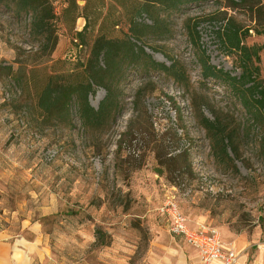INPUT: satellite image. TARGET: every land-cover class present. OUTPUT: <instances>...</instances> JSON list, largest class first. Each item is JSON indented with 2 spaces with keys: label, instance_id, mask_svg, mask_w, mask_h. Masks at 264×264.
<instances>
[{
  "label": "rangeland",
  "instance_id": "374dc122",
  "mask_svg": "<svg viewBox=\"0 0 264 264\" xmlns=\"http://www.w3.org/2000/svg\"><path fill=\"white\" fill-rule=\"evenodd\" d=\"M224 2L189 4L164 17L166 36L148 34L138 42L156 61L176 63L188 85L161 72L128 70L119 84L120 110L101 131L83 129L74 109L68 117L45 120L35 107L38 80L43 84L44 74L84 62L90 36L77 46L73 31L58 23L48 56L30 39L28 18H14L0 6V240L29 253L31 264H176L178 257L194 264L192 250L157 212L164 197L172 196L189 225L210 224L225 243L244 236L242 253L254 264L264 253V162L251 144L243 149V161L234 162L236 169L214 161L198 110L210 116L211 110L227 106L237 112L238 106L223 87L203 82L185 27L197 19L198 44L210 63L237 74L232 57L220 52L215 22L204 20L226 10ZM54 6L58 13L61 3ZM226 11L252 25L246 12ZM139 20L150 24L145 16ZM83 24L79 18L75 30ZM246 43L264 46V35L250 32ZM259 55L264 80V48ZM7 65H21L28 78L11 105L5 100L17 95L5 85ZM94 90L89 102L97 107L104 91ZM182 151L186 162L169 159ZM96 229L106 245L96 244Z\"/></svg>",
  "mask_w": 264,
  "mask_h": 264
},
{
  "label": "trees",
  "instance_id": "16d2710c",
  "mask_svg": "<svg viewBox=\"0 0 264 264\" xmlns=\"http://www.w3.org/2000/svg\"><path fill=\"white\" fill-rule=\"evenodd\" d=\"M78 1L0 0V6L9 10L14 18H28L30 39L37 42L48 56L56 46L58 23L69 32L73 31L77 46L86 45V38L90 36L88 56L84 62L60 72L44 74L43 84L38 80L35 107L43 119L65 118L74 109L83 129L101 131L111 124L120 110L119 84L128 70L142 73L157 71L175 82L188 85L176 63L167 65L156 61L138 42L148 34L155 38L166 36L169 28L165 16L189 4L206 0H81L82 6L78 5ZM57 2L61 3L58 13L54 6ZM221 8L233 13L242 10L252 23L242 25L226 10L209 14L204 19L215 22L213 30L220 42V52L232 57L237 74L210 63L208 55L198 44L197 19L194 22L189 19L185 27L189 41L196 49L203 82L211 81L223 87L231 98L232 106H238L237 112L226 106L225 110L209 111L210 116L199 108L197 116V123L206 133L214 161L236 169L234 162L243 161V149L249 144L255 147L256 155L264 162V80L259 68V53L264 46L246 43L250 32L264 35V1L227 0ZM142 16L150 24L139 20ZM79 18L84 20V24L77 31L75 24ZM3 69L6 71L5 85L13 87L17 95L15 99L5 100V104L11 105L20 100L28 78L21 65L16 70L11 65ZM95 87L104 91L97 107L89 102V95L94 94ZM133 103L136 108L137 102ZM169 159L186 162L187 153L182 151ZM94 237L96 244L106 245L105 234L100 229L95 230Z\"/></svg>",
  "mask_w": 264,
  "mask_h": 264
},
{
  "label": "built area",
  "instance_id": "2783aa9c",
  "mask_svg": "<svg viewBox=\"0 0 264 264\" xmlns=\"http://www.w3.org/2000/svg\"><path fill=\"white\" fill-rule=\"evenodd\" d=\"M157 212L166 223L168 231L194 252V264L236 263L238 255L225 245L218 229L204 222L189 225L174 197L165 196Z\"/></svg>",
  "mask_w": 264,
  "mask_h": 264
},
{
  "label": "crops",
  "instance_id": "0c3cea01",
  "mask_svg": "<svg viewBox=\"0 0 264 264\" xmlns=\"http://www.w3.org/2000/svg\"><path fill=\"white\" fill-rule=\"evenodd\" d=\"M225 243V241H223ZM226 246L232 248L238 255L235 264H247V258L244 253V249L247 245V240L244 236L232 235L230 240L225 243ZM193 252V251H192ZM241 253V254H240ZM261 254V255H260ZM194 255V252H193ZM195 257V255H194ZM264 253H259L254 264H261L264 260ZM0 264H31V255L26 251H21L12 242H6L0 240ZM176 264H187L184 259H177ZM220 264V263H215Z\"/></svg>",
  "mask_w": 264,
  "mask_h": 264
},
{
  "label": "bare ground",
  "instance_id": "6f19581e",
  "mask_svg": "<svg viewBox=\"0 0 264 264\" xmlns=\"http://www.w3.org/2000/svg\"><path fill=\"white\" fill-rule=\"evenodd\" d=\"M261 255V254H260Z\"/></svg>",
  "mask_w": 264,
  "mask_h": 264
}]
</instances>
